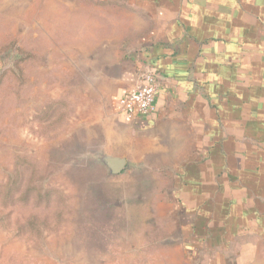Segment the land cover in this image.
I'll return each instance as SVG.
<instances>
[{"label":"rangeland","instance_id":"374dc122","mask_svg":"<svg viewBox=\"0 0 264 264\" xmlns=\"http://www.w3.org/2000/svg\"><path fill=\"white\" fill-rule=\"evenodd\" d=\"M149 31L123 1L0 0V264L264 258L196 244L170 164L116 125L120 77ZM105 156L126 169L110 176Z\"/></svg>","mask_w":264,"mask_h":264},{"label":"crops","instance_id":"0c3cea01","mask_svg":"<svg viewBox=\"0 0 264 264\" xmlns=\"http://www.w3.org/2000/svg\"><path fill=\"white\" fill-rule=\"evenodd\" d=\"M107 1L134 6L150 25L113 97L116 125L170 164L196 244L264 250V0ZM148 68L160 78L154 111L130 118L118 102Z\"/></svg>","mask_w":264,"mask_h":264},{"label":"built area","instance_id":"2783aa9c","mask_svg":"<svg viewBox=\"0 0 264 264\" xmlns=\"http://www.w3.org/2000/svg\"><path fill=\"white\" fill-rule=\"evenodd\" d=\"M160 78L157 72L149 68L137 80L118 102L128 117H150L154 111V100L159 91Z\"/></svg>","mask_w":264,"mask_h":264},{"label":"water","instance_id":"95a60500","mask_svg":"<svg viewBox=\"0 0 264 264\" xmlns=\"http://www.w3.org/2000/svg\"><path fill=\"white\" fill-rule=\"evenodd\" d=\"M102 163L108 169L110 176L119 175L126 169V160L123 158L105 156L102 158Z\"/></svg>","mask_w":264,"mask_h":264}]
</instances>
